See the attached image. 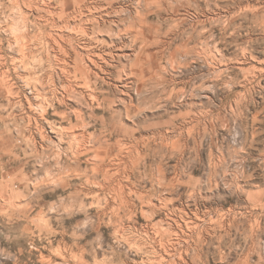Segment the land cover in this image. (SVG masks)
<instances>
[{
	"label": "rangeland",
	"instance_id": "1",
	"mask_svg": "<svg viewBox=\"0 0 264 264\" xmlns=\"http://www.w3.org/2000/svg\"><path fill=\"white\" fill-rule=\"evenodd\" d=\"M10 2L0 0V264H264V0H89L91 12L74 8L105 30L149 11L160 39L140 51L130 35H111L112 44L91 33L90 54L110 63L92 78L101 98L92 107L74 62L61 71L43 48L42 68L38 44L15 43L21 16ZM39 2L31 24L63 13L61 0ZM106 127L111 144L122 138L124 156L104 162L105 178L88 150L91 135H110Z\"/></svg>",
	"mask_w": 264,
	"mask_h": 264
},
{
	"label": "bare ground",
	"instance_id": "2",
	"mask_svg": "<svg viewBox=\"0 0 264 264\" xmlns=\"http://www.w3.org/2000/svg\"><path fill=\"white\" fill-rule=\"evenodd\" d=\"M9 1V0H8ZM42 2V6H43V0H37L35 2V0H13V14H20V18L17 20L14 21V29L16 30V32H19V36L16 37V39L13 38V40H16L15 43L17 45H21V47L23 49H30L32 47H34L36 44L37 47H36V50L37 48L39 49V52H40V60L42 62V68H43V48L45 51L49 52V54H53L55 56V58L57 60H59V62L62 64L61 65V71H63L66 67H65V64L66 62H74V69L76 71H78L79 73H81L84 77H85V84L83 85L85 88H86V92L82 94V98L87 102L86 105L92 107L93 104L95 102H100L101 101V98L100 96H97L96 95V92H95V88L92 89V78L94 75L96 76H99V73H104L105 72V69L106 67H104L103 65L101 64H108V61L102 56V55H98L97 53L95 55H91L90 54V49L88 48V45L89 43H92L93 41H90V40H93V37H91V33L93 34H97L96 36L99 37H103V36H107L110 38L112 44L114 43V41L111 39V35L115 38V39H123V36L124 35H130L131 38H132V42L133 44H135V46L137 45L138 47L140 46V51H144V50H149L150 46L154 45V44H157L159 40H156V37H154V32L152 29L149 28V25L147 24V17L149 16V11L148 12H139L137 11L135 14H129L127 20L126 19H123L121 20L122 17H120V20H118L117 22L113 21L111 24V26L109 27L108 25V29H104L105 25L103 26L102 23L100 21H98L97 19V23L95 24L94 27H92L91 23H95L96 19L94 18V14L92 13H88V14H84L83 12H81L82 14H76L75 13V10L74 8L76 9H80V10H84V8L87 9V12H91V6H88L87 4L88 1L87 0H74L73 3L71 2V4H69L70 0H61V3H62V9H63V13L62 14H46V15H43V14H39V16L36 18V23H32L31 24V21H30V17H28L27 14H29V12H33L35 9L40 11V8H39V5H40V2ZM10 2V4H12ZM147 5H149V2L147 1L146 2ZM92 4V3H91ZM96 4V3H94ZM90 5V4H89ZM104 5V4H103ZM102 5V6H103ZM1 6V4H0ZM105 6V5H104ZM47 7V6H45ZM44 7V8H45ZM50 6H48L49 8ZM95 6H93L94 8ZM106 7H107V4H106ZM109 7V6H108ZM97 8V7H95ZM100 8V7H99ZM105 8V7H104ZM104 8H101V9H104ZM112 8V7H110ZM1 10V8H0ZM43 10V9H42ZM67 10H69V13H67ZM97 10V9H96ZM110 10V9H109ZM109 10H107L109 12ZM11 11V12H12ZM100 11V10H98ZM106 11V10H104ZM123 11V10H122ZM2 12V11H1ZM7 12V11H6ZM37 12V11H36ZM94 12V10H93ZM115 12V10H114ZM117 14H118V11H116ZM35 13V12H33ZM106 13V12H105ZM124 13V12H123ZM9 14V13H8ZM99 14V13H98ZM101 14V13H100ZM103 14V13H102ZM108 14V13H107ZM111 14V13H110ZM113 14V13H112ZM116 15V14H115ZM99 16V15H98ZM102 16V15H100ZM99 16V17H100ZM8 17V16H7ZM14 17V16H13ZM97 17V16H96ZM103 17V16H102ZM111 17V16H109ZM91 18V19H89ZM94 20H93V19ZM115 18V17H114ZM43 19H44V22H45V25L43 24ZM102 19V18H100ZM104 19H106L104 17ZM110 19V18H109ZM11 20V19H10ZM112 20V19H111ZM115 20V19H114ZM4 21V20H3ZM109 21V20H108ZM119 21L121 22H126L128 21V24H129V28H125V29H119V26L122 25ZM105 22V21H104ZM116 27H117V30L114 29V26L115 24H117ZM12 24V25H13ZM107 25V22L105 23ZM94 25V24H93ZM6 26V25H5ZM43 26H44V32H43ZM7 27V26H6ZM5 27V29H6ZM13 27V26H12ZM34 27L37 34L36 35H32V31H31V28ZM51 28H57L58 29V34L57 36H53L49 29ZM3 26L1 25V20H0V30H3L2 29ZM32 28V29H34ZM4 29V30H5ZM57 29H53L54 31L57 30ZM12 30V29H11ZM2 32V31H1ZM8 32V30H7ZM12 32V31H11ZM35 32V33H36ZM4 33V32H3ZM56 33V32H55ZM54 34V33H53ZM14 35V34H13ZM12 35V36H13ZM127 37V36H125ZM124 37V38H125ZM90 39L88 41H85ZM95 38V37H94ZM105 39V38H104ZM107 39V38H106ZM105 39V40H106ZM84 40V42H83ZM96 40V39H95ZM94 40V41H95ZM99 40V39H98ZM125 40V39H124ZM123 40V41H124ZM2 41V40H0ZM122 41V40H121ZM14 42V41H12ZM96 42V41H95ZM93 42V43H95ZM99 43L103 44L104 46L107 45V46H111V44L108 43V41H104L102 40H99L98 41ZM110 42V43H111ZM125 42V41H124ZM163 42V41H162ZM11 44V43H10ZM9 44V45H10ZM13 44V43H12ZM2 45V44H0ZM14 45V44H13ZM31 45H34V46H31ZM99 45V44H98ZM93 48H95V45H92ZM136 46V47H137ZM17 47V46H16ZM20 47V48H21ZM90 47V46H89ZM97 47V46H96ZM35 48V47H34ZM92 48V49H93ZM153 48V47H152ZM22 49V50H23ZM33 49V48H32ZM105 49V48H104ZM136 49V48H134ZM21 50V49H20ZM96 50V49H95ZM106 50V49H105ZM108 50V49H107ZM133 50V49H132ZM94 51V50H93ZM154 50H152L153 52ZM28 52V51H27ZM84 52H87V55H85L86 53ZM92 52V51H91ZM113 52V51H112ZM112 52L110 54H112ZM123 52V51H121ZM125 52V51H124ZM136 52V51H134ZM138 52V51H137ZM25 53V51L23 52ZM31 53V52H30ZM29 53V54H30ZM33 53V51H32ZM108 53V51H107ZM100 54V53H99ZM103 54V53H102ZM106 53H104L105 55ZM109 54V53H108ZM114 54V53H113ZM135 54V53H133ZM28 55V54H27ZM33 55V54H32ZM39 55V54H38ZM107 55V54H106ZM129 55H132L131 53ZM20 56V55H19ZM22 56V54H21ZM31 56V55H29ZM28 56V57H29ZM35 56V59H36V52L34 53L33 57ZM119 56H123V55H118ZM127 56V55H126ZM134 56V55H132ZM24 57V55H23ZM27 57V56H26ZM28 57H27V60H28ZM32 57V56H31ZM109 57V56H107ZM113 57V56H112ZM131 57V56H130ZM110 58V57H109ZM121 58V57H120ZM124 58V57H122ZM114 59V58H113ZM134 63L130 66V70L132 71V75L134 77V79H138L139 77V74H138V70H139V61H140V57H139V54L137 55L136 54V57L134 58ZM2 60V59H0ZM101 60V61H100ZM116 60V59H115ZM31 61V60H30ZM110 64V63H109ZM108 64V65H109ZM107 65V66H108ZM111 66L113 67V65L111 64ZM109 67V66H108ZM107 67V68H108ZM95 68V70H98V72H95V70H93ZM1 69V68H0ZM109 71V70H108ZM111 72V71H110ZM121 72V71H120ZM124 72V71H123ZM2 72H0V75H1ZM100 73V75H101ZM65 74V73H64ZM122 75V74H121ZM3 76V75H2ZM111 76V75H110ZM109 76V77H110ZM103 77V76H102ZM102 77H100V79H102ZM104 77H106L104 75ZM103 77V78H104ZM108 77V76H107ZM124 77V76H123ZM95 78V77H94ZM109 78H107L108 80ZM120 80H122V76L121 78L119 77ZM125 79V78H123ZM111 80V78H110ZM113 80V79H112ZM127 80L128 82L131 83V81H129L128 77H127ZM123 81V80H122ZM111 82V81H110ZM126 83V84H129V83ZM107 83V81H106ZM114 83H117V82H114ZM124 83V84H125ZM135 83V82H134ZM133 83V84H134ZM120 84V82H119ZM113 85V84H112ZM135 85V84H134ZM110 86V85H109ZM116 86V85H115ZM96 87V86H95ZM100 87V86H99ZM123 87V86H122ZM92 89V91L90 90ZM96 89H99L96 87ZM134 90V89H133ZM64 91V94L62 95L61 98H59V103L61 104H65L69 98H71L67 93L66 91L63 89ZM135 91V90H134ZM141 93V85L138 86L137 88V94H140ZM99 95V94H98ZM110 100L107 98V97H104L103 99V102L104 103H108ZM126 101V100H125ZM125 103V102H124ZM114 105V104H113ZM115 106V105H114ZM42 107V106H40ZM73 113L75 114L76 116V119L77 121L79 122H82L83 124L86 123V118H85V114L83 113L82 110L80 109H77L75 111H73ZM65 114V113H64ZM66 115V114H65ZM117 124V123H116ZM107 126L105 123H104V127ZM116 126V125H115ZM107 132H110V135L109 134H105V132L101 133L100 135H91L89 137L90 140H92V142H90L92 144V147H90L89 145V152L90 151H93L95 152V156L99 159L100 161V165H99V170H94V172L96 173L97 172H100L104 175V177H108L109 176V173L111 170L108 169V167H106V165L104 164V162L106 160H111V158L114 157V159H118L119 156H124V150H122V147L121 146H124L122 145L124 142L120 140H118L116 142L115 145H113V143L111 144V136H112V133L114 132V130H111V128L109 127H106L105 128ZM122 130V129H121ZM103 131V130H102ZM127 131V130H125ZM73 132V131H72ZM122 133V132H120ZM109 135V137H107ZM119 135V134H118ZM125 135V133H124ZM79 137L77 135H75V140H79L78 139ZM114 138V137H113ZM156 138V136H155ZM118 139V137H117ZM153 140V139H152ZM142 141V140H141ZM151 141V140H150ZM168 141V140H167ZM153 142H155L153 140ZM146 143V142H145ZM144 143V144H145ZM152 143V142H151ZM164 143V141L162 142ZM166 143V142H165ZM164 143V144H165ZM81 144V145H80ZM80 147L79 148H82L84 146L85 143H80ZM86 145V144H85ZM88 146V145H87ZM167 146V145H166ZM114 147H119V149L122 150V152L114 155ZM126 147V145H125ZM124 147V148H125ZM118 149V150H119ZM128 149V147H127ZM133 149V148H132ZM151 150V146L149 148ZM131 150V149H129ZM135 150V149H134ZM136 151V150H135ZM140 151V150H139ZM154 151V150H153ZM129 151H127L128 153ZM142 152V151H141ZM84 153V152H82ZM133 153V151H132ZM131 153V154H132ZM140 153V152H139ZM80 154V153H79ZM130 152H129V155L131 156ZM135 154V153H133ZM137 154H138V150H137ZM139 155V154H138ZM133 156V155H132ZM137 156V155H136ZM135 156V157H136ZM149 156V155H148ZM128 157V156H127ZM134 157V156H133ZM132 157V158H133ZM142 157V156H141ZM140 157V158H141ZM96 158V159H97ZM121 159V158H120ZM130 159V158H129ZM119 160V159H118ZM137 160V159H136ZM112 161V160H111ZM110 161V162H111ZM113 161H116V160H113ZM121 161V160H120ZM125 161V160H124ZM134 161V160H133ZM131 162V161H130ZM109 164V163H108ZM107 164V165H108ZM115 164V163H114ZM109 166V165H108ZM160 166V165H159ZM111 167V166H110ZM129 168V167H128ZM127 168V169H128ZM91 182V181H90ZM94 183V181H93ZM97 183V182H96ZM99 184V187L101 190H105L106 189V186L104 184ZM117 186V185H116ZM166 186V185H165ZM118 189H119V186H117ZM123 188V187H122ZM121 189V188H120ZM114 191L116 190V187L115 189H113ZM118 191V190H117ZM124 191V190H122ZM119 192V191H118ZM121 192V191H120ZM125 192V191H124ZM123 193V192H121ZM120 193V194H121ZM114 194V193H112ZM116 194V193H115ZM119 194V193H118ZM117 195V194H116ZM122 195V194H121ZM128 195V194H127ZM97 196H100L99 194ZM123 196V195H122ZM115 197V196H114ZM145 197V196H144ZM127 198V197H126ZM129 198V197H128ZM98 199V197H97ZM116 199V198H115ZM130 199V198H129ZM119 200V199H118ZM143 200V198H142ZM114 201V200H113ZM112 202V201H111ZM128 203V202H127ZM102 204V203H101ZM110 204L108 201H107V205ZM125 204V203H124ZM123 205V204H122ZM127 205V204H126ZM131 204H129L130 206ZM126 207V206H125ZM153 207V206H152ZM154 207H156L154 205ZM105 210V209H104ZM108 210V209H107ZM106 210V211H107ZM108 212V211H107ZM114 215V214H113ZM122 221V220H121ZM131 238V237H130ZM155 239V238H154ZM157 239V238H156ZM155 242V241H154ZM160 243V242H159ZM154 244V243H153ZM163 245V244H162ZM155 246V245H153ZM161 248V247H160ZM163 248V246H162ZM165 248V246H164ZM167 249V248H165ZM165 249H161V252H164ZM171 249V248H169ZM160 252V253H161ZM174 252V251H173ZM172 250L171 252H169V250H165V256H167L168 260L170 258H174L173 256V253ZM173 253V254H172ZM176 255V254H175ZM181 256V255H180ZM179 258V257H178ZM181 260V258H179ZM202 259V258H201ZM167 260V261H168ZM177 260V259H175ZM174 260V261H175ZM164 261V260H162ZM173 264V262H172ZM176 264V263H175Z\"/></svg>",
	"mask_w": 264,
	"mask_h": 264
}]
</instances>
